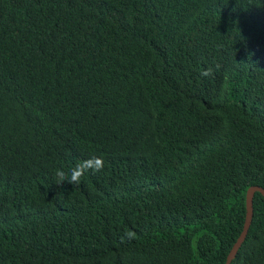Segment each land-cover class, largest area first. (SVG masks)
Listing matches in <instances>:
<instances>
[{
	"label": "trees",
	"instance_id": "1",
	"mask_svg": "<svg viewBox=\"0 0 264 264\" xmlns=\"http://www.w3.org/2000/svg\"><path fill=\"white\" fill-rule=\"evenodd\" d=\"M252 185L264 0H0V264H224Z\"/></svg>",
	"mask_w": 264,
	"mask_h": 264
},
{
	"label": "clouds",
	"instance_id": "2",
	"mask_svg": "<svg viewBox=\"0 0 264 264\" xmlns=\"http://www.w3.org/2000/svg\"><path fill=\"white\" fill-rule=\"evenodd\" d=\"M212 68H208L201 72L202 76H210L212 74ZM104 167V160L102 157H88L87 159L79 162L70 172H65L63 168H59L55 172V180L57 185H62L67 181L70 184L76 185L80 182L81 177L88 171L99 172ZM128 237H134L135 233L129 231Z\"/></svg>",
	"mask_w": 264,
	"mask_h": 264
},
{
	"label": "water",
	"instance_id": "3",
	"mask_svg": "<svg viewBox=\"0 0 264 264\" xmlns=\"http://www.w3.org/2000/svg\"><path fill=\"white\" fill-rule=\"evenodd\" d=\"M255 192H260L263 196H264V188L258 186V185H252L250 187L247 188L246 190V195H245V208H246V214H245V220L243 223V227L242 230L239 234V236L237 237V239L235 240L234 244L232 245L227 258H226V262L224 264H230L232 259L235 257L239 247L241 246V244L243 243L248 229L250 227L251 224V220H252V216H253V196ZM196 264H207V263H196Z\"/></svg>",
	"mask_w": 264,
	"mask_h": 264
}]
</instances>
